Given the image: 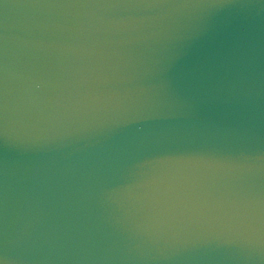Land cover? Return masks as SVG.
Wrapping results in <instances>:
<instances>
[{
  "label": "water",
  "instance_id": "water-1",
  "mask_svg": "<svg viewBox=\"0 0 264 264\" xmlns=\"http://www.w3.org/2000/svg\"><path fill=\"white\" fill-rule=\"evenodd\" d=\"M0 264H264V0H0Z\"/></svg>",
  "mask_w": 264,
  "mask_h": 264
}]
</instances>
